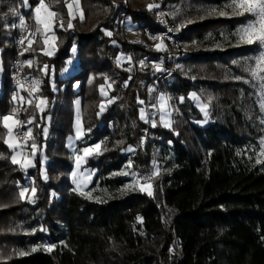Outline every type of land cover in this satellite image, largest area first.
Returning <instances> with one entry per match:
<instances>
[{
	"label": "trees",
	"instance_id": "trees-1",
	"mask_svg": "<svg viewBox=\"0 0 264 264\" xmlns=\"http://www.w3.org/2000/svg\"><path fill=\"white\" fill-rule=\"evenodd\" d=\"M46 1L56 13L57 51L46 55L37 34L24 55L36 59L27 72L37 82L34 95L45 100L37 142L45 144L42 173L39 159L29 169L13 163L6 142L3 116L18 107L11 79L18 15L12 9L18 12L23 0H0V264H264V162H257L261 113L250 85L239 78L244 72L234 63L247 48L230 37L214 49L180 56L178 71L161 90L173 126L148 125L146 85L157 75L144 69L129 90L131 72L118 61L123 55L119 20L126 0H80L84 19H74L68 29L60 26L61 20H69L66 0ZM194 1L217 5L224 0ZM39 2L28 0L32 30ZM165 2L173 12L177 39L184 42L215 47L223 30L231 33L241 23L238 15L192 17L187 23L186 13L177 9L181 0ZM128 17L139 28H163L156 10L135 1ZM132 44L137 57L166 55L165 49H152L143 40ZM70 58L78 65L72 75L60 78ZM225 68L233 71L227 79ZM107 79L113 100L101 110L99 86ZM202 86L219 97L218 118L204 126L197 122L203 117L190 97ZM76 99L84 135L75 153L101 143V151L86 162L95 170L86 193L77 191L69 177L75 153L67 145L75 135ZM56 112V122H48L47 115ZM154 155L156 179L149 195L128 185V173H151ZM27 180L35 195L21 197ZM173 229L183 257L169 252Z\"/></svg>",
	"mask_w": 264,
	"mask_h": 264
},
{
	"label": "rangeland",
	"instance_id": "rangeland-1",
	"mask_svg": "<svg viewBox=\"0 0 264 264\" xmlns=\"http://www.w3.org/2000/svg\"><path fill=\"white\" fill-rule=\"evenodd\" d=\"M135 1L137 3L140 4H144L148 7V5H157V7H153L152 9L157 11V14L161 20V16L160 13L158 12V4L157 1L158 0H126V6L125 9L123 10L120 20H119V25H120V29H121V35H122V51H123V55L120 56V58L118 59V61L124 66L125 69H128L125 66V62L127 61V58L129 57V48L126 47V41H129L131 44V48H132V56H134L136 59H140L142 57L148 56L149 59H154L152 58L150 55H143L141 57H137L135 55V50L133 48V42L135 41H145L146 44H148L150 46V48H157L158 44H161L162 42L158 41L156 43L151 42L146 33H145V28H139V25L133 23V21L128 17V11L126 12V8H128L129 10V4L130 2ZM164 2V10L166 11V13L168 14L170 21L173 18V12H171L170 10L167 9L166 5H165V0H162ZM67 4L66 7L68 8V15H69V20L68 21H62L63 22V27L64 28H69L68 24L69 21L71 20V23L73 24V20L74 19H80L83 20L84 19V11L83 9L80 7V0H79V7H77V0H66ZM40 3V2H39ZM39 3L36 4L34 6L33 9V13H34V19H35V8L39 6ZM44 3L48 6L49 10L54 12L55 11L50 7V5L47 3L46 0H44ZM231 3V0H224L221 4H212L210 2H206L205 4L202 3H197L194 0H181L180 5L178 6V10L180 12H185V18L188 19L187 23H190V19L192 17H200V18H207L208 16H235L232 12V9L229 7ZM68 5H71V9L68 7ZM175 8L171 9L174 10ZM177 10V11H178ZM29 11V4H28V0L27 3L25 4L24 0L23 3H21V5L18 8V17H17V29L19 30V22L21 21V17L23 18V20L25 22H27L28 27H29V31H28V35L26 37V39L24 40V50H23V60L24 63L22 64V72L25 73L26 76H29V73L27 72L28 68H32L36 65L37 62H35V58L33 57H25V53L28 51L29 47H31L35 41V38L37 36V34L42 36V42L44 45V49L43 52L46 55L49 56H53L58 48V42H57V35L55 32V26H56V15L52 18V23H51V27L46 29L44 27L43 24L39 23L36 21L35 19V29L32 30L31 26H30V22L28 20V17L26 15V13ZM82 11L83 13V18H80V12ZM190 12H193L190 14ZM225 13L224 15H221L220 13ZM56 14V13H55ZM46 16V14L44 12L41 13V17L44 18ZM73 16H75V18H72ZM237 16V15H236ZM241 17V23L231 32L229 33V31L223 30L220 35H221V39L217 40V44L215 45V47H211V48H206L204 45L199 44V43H189V42H184L183 40H178L179 44L183 47V51H182V55H186V54H195V53H199L202 51H205L207 49H214L216 47H219L221 45V41H226L228 40L230 37H235L236 41L238 43V45L240 46H244L247 49H245L247 51V53L241 54L240 56L237 57V59L235 60V65L237 67V69H239L240 71L244 72L243 76H240L239 78L243 79L247 84L250 85L251 87V91H250V95L252 100H254L255 104L257 105L261 116H260V121L262 123V135L259 138V143H260V149L258 151V160L260 162H264V155H262L261 153L264 152V108L261 107V104L264 103V88L261 87V81L259 79H257L256 76H254L252 73L253 71H256V62L261 54L262 51H264V49H261V47L258 44H252V45H248V44H244L241 43L239 41L238 35L237 33L239 32V29L243 26H245L246 22H249L253 19V17H251L248 13H245L244 16H239ZM60 21V23H61ZM193 22V21H192ZM172 23V21H171ZM172 25L174 26V30L176 31L177 37H178V29L175 26V23L173 22ZM107 34L110 36L112 35L111 31H106ZM143 37V38H141ZM18 36L15 40V47H16V42H17ZM32 41L31 45L29 44V41ZM163 44V43H162ZM251 47V48H248ZM158 49V48H157ZM165 49V45L163 44V47L158 49V50H163ZM51 53V54H48ZM1 55V54H0ZM15 58V57H14ZM13 61V60H12ZM3 60L1 59L0 56V72H1V65H2ZM31 62V63H30ZM179 64V63H178ZM78 65V61L75 60L74 58H70L67 61V66L63 69V71L60 74V78H66L69 77L70 75L73 74L75 67ZM149 68L148 66L144 67L140 73L146 69ZM150 69V68H149ZM178 69H179V65H178ZM129 70V69H128ZM130 71V70H129ZM152 71V69H151ZM131 72V77L129 78L128 82H127V86L129 87V90L137 83V78L139 77V74H136L135 72ZM230 72H233L230 70V68H225V72L223 73V79H227V76ZM155 73V72H154ZM227 73V74H226ZM260 75H264V72H260ZM157 75V74H156ZM175 74L167 77L170 78L172 76H174ZM158 79L157 78L155 80H152V86L149 87V84L146 85V93H150V97L156 100V96L158 94V92H160L159 94V98H158V102L157 105L154 102V100L152 101V105L154 108V113H151V118H150V124L148 125H155V124H161V126H163L164 128L167 129H171L173 126V119H172V113L171 110L169 109V105L167 102V98L166 96L161 92L162 87H163V83L164 81L167 79ZM55 79V73L53 72L51 74V80H52V84L53 87L55 89V91H57V82L54 80ZM35 80V79H34ZM36 82V80H35ZM37 83V82H36ZM111 83L110 81L107 79L105 84H102L99 86V90H100V96H101V105H103L105 107V104H110L112 102V98L110 96L111 94ZM37 87V86H36ZM77 87V85H75V88ZM36 89V88H35ZM35 91V90H34ZM195 94V95H193ZM29 95H32L29 97ZM13 98H15V102L17 103V111L20 112V117L22 122H24V125H27V128L25 129V135L22 138H18L15 131L16 128H18L20 122H19V118L16 116L17 112L14 113H10L7 114L5 116H9L12 119L9 121V125H10V129L6 128L7 130V135H6V142L8 144V146L10 147V144H14L15 147H10L12 153V157L15 156L17 161H18V165L20 167H22L23 169H29V168H33L36 167L37 165V160L39 159L40 161V165H41V171L42 173L45 171L46 168V164H47V158L45 155V144L43 143L42 146L38 145L37 142L40 139V127L42 126V115H41V111L45 105V100L40 97V96H36L34 95V92H32L31 94H27V93H20L19 96H14L12 93ZM163 96L165 97L166 100V106L162 107L161 104V100L160 97ZM147 97V96H146ZM191 99L195 102V105L199 108V111L201 112V115L203 117V120L197 121L198 123H200L201 126H204L206 124H208L209 122H214L216 121V119L218 118V111H219V97H218V93H215L212 91V89H209L206 86H202L200 89H197L196 91L191 92L190 94ZM33 98V100H32ZM29 101H31V103H29ZM41 101H43V103H41ZM76 107H77V112H75V116H74V121H73V129L75 131V135L73 137L70 138L67 147H69V149L75 153L76 151V144L77 141L79 139H81L84 135V128H83V124H82V115L80 113V109H79V102L76 99ZM62 99L58 105V109L57 111H60L61 107H62ZM156 106V108H155ZM23 108L25 110H23ZM36 109H38V113L36 112ZM156 110V111H155ZM159 110V114H160V121H158L156 114ZM23 111H27V117L22 116V112ZM205 112H207V117L205 116ZM156 113V114H155ZM59 112H56L55 115L52 116H48V122H52L55 123L56 120L59 118L58 116ZM3 116V117H5ZM31 121V122H29ZM18 122V123H17ZM4 124V121H3ZM9 130L11 131V137H9L8 133ZM49 133V127L44 128L43 130V134L45 137L48 136ZM147 136H148V129H146L145 131V137L143 139V141H141V147L142 150L144 152V147H145V143L147 141ZM157 136V135H156ZM99 144L100 145V149L98 151L95 150V146ZM33 145H35V147H33ZM155 148V145H154ZM86 149H92L93 151L90 154H86L85 150ZM101 151V143H96L94 145H91L89 147H85L83 148V150L81 151V154H76L74 156V168L72 170V172L70 173V179L74 185V188L79 191V192H83L86 193L87 192V188L89 187L90 183L93 180V177L95 175V170H92L91 168L86 167V162L87 159L92 156L95 153H98ZM155 158H154V164L152 167V172L139 177V175L137 174V172L133 171L128 173V177H129V182L128 185H130V187H136L138 189H140L141 191L147 192L148 190L151 191V193L153 192L154 189V179H156L155 176V172L153 173V170L156 168L155 167ZM29 179V178H28ZM30 182V180H27V184L24 185V187L22 188V191L24 189H27V192H25L24 195H31L32 194V190L34 189V187H32V184H28ZM149 185L151 186L149 189ZM163 209H165V207H163ZM53 247V245H51Z\"/></svg>",
	"mask_w": 264,
	"mask_h": 264
},
{
	"label": "built area",
	"instance_id": "built-area-1",
	"mask_svg": "<svg viewBox=\"0 0 264 264\" xmlns=\"http://www.w3.org/2000/svg\"><path fill=\"white\" fill-rule=\"evenodd\" d=\"M158 4V12L161 16V22L163 25V28L161 30H152L149 27L145 28V33L148 37V39L151 42H162L165 45V51L166 55L156 58V59H149L148 56L142 57L140 59H136L134 56H132V48L130 46V42L126 41V47L129 48V57L127 58V61L125 62V66L132 72H135L136 74L140 73V71L146 66H148L150 69H152L153 72L157 74V80L158 79H164L167 78L173 74H176L178 71V63L179 58L181 56V53L183 51V47L179 44L177 40V34L174 30V26L172 25L170 18L166 11L164 10V2L162 0L157 1ZM128 11V8L125 10ZM24 21V20H23ZM21 21L19 22V30H18V39L16 42V56L13 60V68L11 73V79H12V86H13V95L19 96L20 93H29L31 94L34 92L36 88V82L33 78H30L25 75V73L22 72V64L24 63L23 58V50H24V40L26 39L29 31V27L27 22L24 21V26L21 27ZM156 38H162V39H156ZM23 41V42H22ZM152 86V82L149 84V87ZM160 92H158L155 99L150 97V93L147 94V122L150 124V118L151 113H154V108L152 105V101L157 105L158 98H159ZM32 95H29V97ZM33 100V98H32ZM156 108V106H155ZM156 111V110H155ZM20 112L17 111L16 116L19 118V126L16 128V135L18 138H22L25 135V125L24 122H22L20 117ZM156 114V113H155ZM156 117L158 121H160V114L159 110L156 114ZM160 125V123H159ZM154 158L156 160V157L154 155ZM61 225H63L61 222H58ZM174 237L170 238V246H169V252L171 254H177L180 257H183L184 253L181 247L178 246L176 241V234L175 229H173Z\"/></svg>",
	"mask_w": 264,
	"mask_h": 264
},
{
	"label": "snow or ice",
	"instance_id": "snow-or-ice-1",
	"mask_svg": "<svg viewBox=\"0 0 264 264\" xmlns=\"http://www.w3.org/2000/svg\"><path fill=\"white\" fill-rule=\"evenodd\" d=\"M25 4L27 3V0H24ZM68 7L71 9V5H68ZM77 7H79V0H77ZM153 7H157V5H148L149 10H151ZM229 7L232 9V12L234 15L238 16H244L245 13H248L253 19L249 22H246L245 26L241 27L239 29V32L237 33L239 41L244 44L252 45V44H258L261 49H264V0H231V3ZM44 12L46 16L44 18L41 17V13ZM13 15H19L16 9H12ZM221 15H224L225 13H220ZM56 14L49 10L48 6L44 3V0H40L39 6L35 8V19L37 22L44 25L46 29L51 27L52 18ZM72 18H75L73 16ZM80 18H83L82 11L80 12ZM21 27L24 26L23 18L21 17ZM61 27H63V22L61 21L60 24ZM73 25L71 23V20L69 21L68 27L71 28ZM156 39H162V38H156ZM23 42V41H22ZM32 41H29V44L31 45ZM163 47V44H158L157 48L160 49ZM51 54V53H48ZM31 63V62H30ZM46 68V66H45ZM260 72H264V51L261 52L257 62H256V71H253V75L257 77L261 81V87L264 88V75H260ZM195 95V94H193ZM162 107L166 106V100L165 97H160ZM31 103V101H29ZM43 103V101H41ZM140 103H143V101H140ZM103 105H101V110H103ZM261 107L264 108V103L261 104ZM207 112H205V116L207 117ZM141 118H143V110H141ZM12 118L9 116L3 117L4 121V127L10 129L9 121ZM31 122V121H29ZM18 123V122H17ZM9 137H11V131L9 130L8 133ZM10 147H15L14 144H10ZM35 147V145H33ZM100 149V145L97 144L95 146V150L98 151ZM93 150L92 149H86L85 153L90 154ZM264 155V152L261 153ZM13 163H18L15 156L12 157ZM258 163L260 161H257ZM149 185V189H150ZM25 192H27V189H24L21 191L20 195L21 197L24 196ZM33 195H35V189L32 190ZM148 194L151 195V191L148 190ZM21 255H24V253H20Z\"/></svg>",
	"mask_w": 264,
	"mask_h": 264
}]
</instances>
